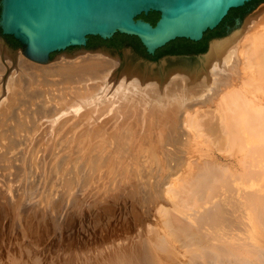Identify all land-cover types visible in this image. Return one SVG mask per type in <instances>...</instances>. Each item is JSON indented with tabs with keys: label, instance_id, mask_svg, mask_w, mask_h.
Instances as JSON below:
<instances>
[{
	"label": "bare ground",
	"instance_id": "obj_1",
	"mask_svg": "<svg viewBox=\"0 0 264 264\" xmlns=\"http://www.w3.org/2000/svg\"><path fill=\"white\" fill-rule=\"evenodd\" d=\"M120 57L19 48L5 81L0 55V222L63 245L2 244L0 264H264V20L221 84L120 76ZM87 208L117 217L79 235Z\"/></svg>",
	"mask_w": 264,
	"mask_h": 264
},
{
	"label": "water",
	"instance_id": "obj_2",
	"mask_svg": "<svg viewBox=\"0 0 264 264\" xmlns=\"http://www.w3.org/2000/svg\"><path fill=\"white\" fill-rule=\"evenodd\" d=\"M252 0H0V54L8 68L15 66L17 48L42 63L102 51L117 59L118 71L128 77L164 83L170 74L182 73L196 85L221 84L235 76L241 37L264 20V0L254 4L225 31L211 37L202 53L168 54L152 59L134 44L88 47L91 35L104 39L117 32L140 38L147 51L176 38L201 40L230 10ZM160 12L154 24L139 16ZM9 35L23 46H17ZM111 46V47H110ZM116 48H113V47Z\"/></svg>",
	"mask_w": 264,
	"mask_h": 264
},
{
	"label": "rangeland",
	"instance_id": "obj_3",
	"mask_svg": "<svg viewBox=\"0 0 264 264\" xmlns=\"http://www.w3.org/2000/svg\"><path fill=\"white\" fill-rule=\"evenodd\" d=\"M19 49V48H17ZM21 49V48H20ZM1 55V54H0ZM2 58V56H1ZM18 59V58H17ZM71 59V58H69ZM55 61V60H54ZM18 63V61L16 62ZM121 62L119 63L118 66H120ZM11 69L13 68H8L6 69V72L4 74V79L6 81V77L9 76L10 74V71ZM117 71H118V67H117ZM119 72V71H118ZM122 73L119 72V75L121 76ZM94 75V73L92 74ZM118 84V83H117ZM7 95V94H6ZM4 98V97H3ZM2 98V99H3ZM1 99V100H2ZM2 178V177H1ZM1 185V183H0ZM101 204V203H100ZM21 210V209H20ZM87 210H89V208H87ZM13 213H9L11 217V219H9L8 221H1L0 222V245H6V244H11L12 246H14L15 248L12 250V251H16L18 248L22 247H27V248H30L31 251L33 252H40L41 255L43 256H47V254L49 255H56L57 253V250H60L62 248V244H60L58 242V237L60 236L61 234V230H56V231H52V234L54 235L52 239H43V241H39L38 243H36V240H34L33 238L30 239V237H25L24 235V230L23 228L20 229V227H22L21 225L18 224V220L16 219L18 216H15L14 215V210H12ZM127 211H130L128 213V215L131 217L132 216V212L131 210H127ZM11 212V211H10ZM24 212V211H23ZM25 213V212H24ZM14 215V216H13ZM115 217H117V215L115 216H109L108 214H105L103 212H99V213H96L95 211L91 212L90 210L86 213V217L83 218V219H80L79 221L76 220L74 222V228L73 230L79 234V235H84V233H88L89 235H94L95 234V231L99 228V223L101 221H110L113 222ZM17 220L14 222V220ZM65 219V216L62 217V220ZM12 220V222H11ZM24 220V218H23ZM17 222V225H15ZM96 222H98L96 224ZM13 223V224H11ZM20 223V222H19ZM96 224V225H95ZM8 225V227H7ZM12 226V227H11ZM20 226V227H19ZM3 227V228H2ZM5 227V228H4ZM14 227L16 229H14ZM110 227H113L112 225H110ZM11 229V230H10ZM13 229H14V232H13ZM118 230V229H117ZM13 232V233H12ZM118 232L120 233H124V230H118ZM18 233V234H17ZM20 236V237H19ZM18 237V238H17ZM123 237H125V235H123ZM122 237V238H123ZM58 242V243H57ZM0 252H1V249H0ZM13 257L19 261L21 258L20 257H17L16 255H13Z\"/></svg>",
	"mask_w": 264,
	"mask_h": 264
},
{
	"label": "trees",
	"instance_id": "obj_4",
	"mask_svg": "<svg viewBox=\"0 0 264 264\" xmlns=\"http://www.w3.org/2000/svg\"><path fill=\"white\" fill-rule=\"evenodd\" d=\"M253 1L254 4H256L261 0H253ZM247 12L248 9H246L245 6H241L238 8H233L231 13L244 16V14H246ZM139 16L144 17L155 24L160 17V12L150 11L148 14L142 13ZM218 29L219 28H215L206 31L204 38L197 41L188 38H176L170 41L169 43H167L166 45L158 48L154 54H151L147 51L145 45L142 43V41L138 36L121 33V32H117L113 37L107 39H104L99 35H91L88 43V47H97L102 43H109L118 48H121L126 43H132L141 52H143L146 56L152 59H159L162 56L168 54H193V53L197 54V53L205 52L208 49L209 41L211 37L220 33ZM9 37H11V39L17 46H23V44L13 35H9Z\"/></svg>",
	"mask_w": 264,
	"mask_h": 264
},
{
	"label": "flooded vegetation",
	"instance_id": "obj_5",
	"mask_svg": "<svg viewBox=\"0 0 264 264\" xmlns=\"http://www.w3.org/2000/svg\"><path fill=\"white\" fill-rule=\"evenodd\" d=\"M254 5V1L252 0V1H250V2H248V3H246L244 6H245V8L246 9H249V8H251L252 6ZM232 12V10H230V12L228 13V15L222 20V22L216 27V28H219L218 30L219 31H225V30H227L228 29V27L231 25V23L233 22V21H235L236 19H237V17H239L240 15H238V14H232L231 13ZM204 38V37H203ZM89 40H90V38H89ZM89 42V41H88ZM105 45H108L109 46V44L108 43H102L101 45H99V46H105ZM98 47V46H97ZM111 47V46H110ZM113 47V46H112ZM113 48H116V47H113Z\"/></svg>",
	"mask_w": 264,
	"mask_h": 264
}]
</instances>
